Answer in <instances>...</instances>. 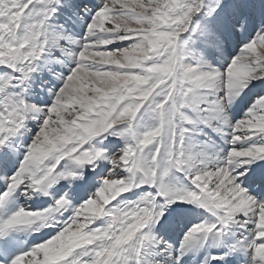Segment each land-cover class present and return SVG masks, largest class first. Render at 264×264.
Instances as JSON below:
<instances>
[{"label":"snow or ice","instance_id":"obj_1","mask_svg":"<svg viewBox=\"0 0 264 264\" xmlns=\"http://www.w3.org/2000/svg\"><path fill=\"white\" fill-rule=\"evenodd\" d=\"M261 161L264 0H0V264H264Z\"/></svg>","mask_w":264,"mask_h":264},{"label":"rangeland","instance_id":"obj_2","mask_svg":"<svg viewBox=\"0 0 264 264\" xmlns=\"http://www.w3.org/2000/svg\"><path fill=\"white\" fill-rule=\"evenodd\" d=\"M254 2L257 4V5H259L260 4V2H261V0H254ZM239 51V49L237 48L235 51H231V55H235L236 54V52H238ZM252 99V98H251ZM251 99L249 100L250 101V103H251ZM248 100V99H247ZM248 101V102H249ZM235 105V104H234ZM247 105V106H246ZM248 103H243V110H246L247 109V107H248ZM246 106V107H245ZM234 108H235V106H233ZM246 109H245V108ZM231 108H232V106H231ZM229 109V111H228V117L230 118V119H232V120H238V119H240L242 116H243V114H241L242 116H236L237 115V113L235 112V111H233V109L234 108H232V109ZM232 110V111H231ZM151 123V120H150V118H149V120L148 121H142L141 122V128L143 129V128H146V127H148L149 126V124ZM207 131V130H206ZM212 132H209V136H210V134H211ZM225 142H221L220 144L221 145H224L225 147H220V148H218L217 146H215L218 150L219 149H224V150H226L227 149V147H228V145H227V143H226V140H224ZM22 197V196H21ZM23 198V199H22ZM21 199H19L20 201H24L25 200V198L24 197H22ZM19 200L17 201V203L19 202ZM28 202V201H27ZM24 203H26L25 201H24ZM29 204V203H28ZM27 204V205H28Z\"/></svg>","mask_w":264,"mask_h":264},{"label":"bare ground","instance_id":"obj_3","mask_svg":"<svg viewBox=\"0 0 264 264\" xmlns=\"http://www.w3.org/2000/svg\"><path fill=\"white\" fill-rule=\"evenodd\" d=\"M83 2H85V3H91L92 2V0H83ZM252 98V96L250 95V96H248V97H246V98H244V99H242V100H240V101H238L235 105H232V108H234L233 106H235V108L233 109V111H235L236 113H237V115L236 116H242L241 114H244V112H245V110H243V102H246V103H248V104H250V99ZM248 99V100H247ZM249 101V102H248ZM247 106V105H246ZM245 106V107H246ZM244 107V108H245ZM231 108V109H232ZM246 109V108H245ZM232 111V110H231ZM241 113V114H240ZM213 134H215V133H213ZM216 136H215V138L216 139H220V140H222L224 137H221V136H219V135H217V134H215ZM225 140V139H224ZM223 141V140H222ZM23 197V196H22ZM22 197H20L19 199H21ZM23 199V198H22ZM21 199V200H22ZM25 202H27V201H29V200H24ZM36 203V200H34L33 201V203L32 204H35ZM28 205H31V203H29ZM206 215V214H205ZM204 218V217H203ZM159 227V226H158ZM165 228V227H164ZM163 228V229H164Z\"/></svg>","mask_w":264,"mask_h":264}]
</instances>
